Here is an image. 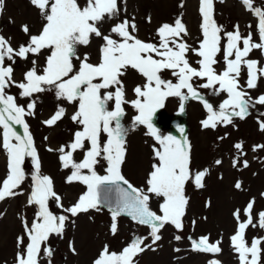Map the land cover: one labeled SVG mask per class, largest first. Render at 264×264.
<instances>
[{
  "label": "snow or ice",
  "instance_id": "snow-or-ice-1",
  "mask_svg": "<svg viewBox=\"0 0 264 264\" xmlns=\"http://www.w3.org/2000/svg\"><path fill=\"white\" fill-rule=\"evenodd\" d=\"M30 2L40 10L45 21L41 31L33 35L28 25H22L23 32L29 35V41L18 47H13L10 38L0 35V128L3 129L2 147L8 155V174L0 183V201L19 194L15 190L26 179L24 164L26 158H30L34 167V183L29 203L37 205L39 209L30 225L24 222L28 243L17 252L16 264H40L42 246L44 254L51 258L53 250L46 245L51 235L62 236L65 223L70 217L90 209L99 210L104 206L109 208L112 216L110 230L113 234L117 231V217L121 215L130 216L136 223L148 226L153 244L161 240L159 233L166 224L182 230L188 204L185 185L193 181L197 187H203L207 170L193 172L191 144L187 138L162 134L154 118L169 97L180 99V113L185 112L184 101L190 98L200 100L208 113L207 118L201 121L204 129H215L219 124H232L233 116L245 118L249 107L254 105L250 94L241 86L239 77L242 64L248 72V89L257 87L258 73L264 76V67L258 68L259 61L246 59L253 49L264 50V9L254 7V0H241L246 10L258 17L260 42L256 43L251 33L241 35L239 25L235 26L234 31L224 32L223 27L217 25L214 19V0H201L203 39L198 48H193L183 39L188 35V30L180 18L174 24L164 23L157 29L159 44L137 38L133 34L136 24L130 23L128 19L114 24L110 33L104 34L101 26L105 19L119 16L118 0H85L83 5L78 0ZM2 12L3 0H0ZM222 32L226 37L223 56L225 67L217 72L214 65L219 63L217 55L221 52ZM112 34L118 38H113ZM93 36L103 40L100 60L96 64L89 62L87 53L83 58L78 53V48L88 46ZM241 41L243 47L240 46ZM42 50H48L49 53L42 71H37L33 60V66L24 74V80L16 82L13 79L12 63L17 58L28 60L30 55H39ZM189 51L198 57L195 63L199 67L189 63ZM6 61L11 63L6 65ZM74 61H79L78 66ZM129 68L145 78L143 85L134 86L136 98L132 100L126 99L122 80ZM165 70L176 78V83L162 78L161 73ZM194 78L204 82L194 86ZM13 85L21 90V97L31 98L34 94L55 89L57 99L76 104L71 120L81 127L66 146L67 151L65 146L59 148L62 153L60 161L63 168L73 170L66 182L78 181L86 186V191L69 207L65 208L60 203L61 197L54 191L51 177L41 173L40 157L25 120L26 116L35 115L36 101L30 100L26 107L18 104L17 98L6 91ZM198 88L211 89L215 95L226 93L227 99L223 100L217 110L204 99ZM255 103L264 105V95H260ZM125 105H131L136 111L130 126L124 123ZM65 112L64 107H58L44 123L48 126L56 125ZM15 125L23 127V134L16 130ZM138 126H144L145 135L154 138L159 145L154 146L156 162L146 179V188L133 186L121 171L127 153L128 133ZM261 128L264 129V123H261ZM179 131L183 134L185 130L180 127ZM234 147L240 150L243 145L237 143ZM255 147L264 148V145ZM77 150L84 151V157L79 162L73 159V153ZM101 161L106 164L104 175L97 172V165ZM215 163L219 165L222 161L218 159ZM244 167H247V161H244ZM235 187L240 188V183ZM153 196L163 201L160 204L161 214H157L149 205ZM50 200H55L58 207L69 215H55L49 209ZM253 203L250 201L247 205V221L239 223L236 234L231 237L240 264H260L261 252L264 251L260 247L261 239H254L249 247L244 238L249 225L256 226L252 221ZM234 215L239 220V210ZM259 226L264 228V212L259 213ZM145 239L134 238L120 252L110 251L105 245L93 264H136L135 257L150 247L145 245ZM176 239L181 237L177 236ZM192 243L196 251L214 254L221 252L219 241L210 243L207 236L198 241L193 240ZM17 244L18 248L24 245L23 236L18 237ZM70 248L75 254V247L70 244ZM210 264L220 262L212 260Z\"/></svg>",
  "mask_w": 264,
  "mask_h": 264
},
{
  "label": "rangeland",
  "instance_id": "rangeland-1",
  "mask_svg": "<svg viewBox=\"0 0 264 264\" xmlns=\"http://www.w3.org/2000/svg\"><path fill=\"white\" fill-rule=\"evenodd\" d=\"M78 3L83 5L85 0H78ZM118 6L119 16L111 20L106 18L102 23L101 31L106 35L110 33L114 24L128 19L130 23L136 24V31L133 34L137 38L159 44L157 29L164 23L174 24L175 20L180 18L188 30V35L183 37L187 44L198 48L203 39L201 0H118ZM254 7L264 9V0H254ZM214 19L217 25L223 27L224 32L234 31L235 26L239 25L242 36L251 33L253 42H260L258 17L246 10L241 0H214ZM44 23L40 10L32 5L30 0H3L0 35L10 38L13 47L27 44L29 41V35L23 32L22 25H28L31 34L35 35L41 31ZM129 31H132L131 27ZM224 32L221 33V52L217 55L219 63L214 65L217 72L225 67ZM112 35L113 38H118L115 34ZM102 44L101 38L93 36L88 46L78 48V53L81 58L87 53L89 62L96 64L100 60ZM240 46L243 47L242 41ZM48 54V50H42L39 55H30L28 60L17 58L12 63L13 79L16 82L23 81L24 74L33 66V60L36 62L37 71L41 72ZM187 58L192 66L199 67L195 63L198 57L193 52L189 51ZM246 59L257 60L258 68L264 67V50L253 49ZM8 63L11 62L6 61V65ZM74 63L78 66L79 61ZM161 76L166 80L171 79L173 83L177 82L167 70L163 71ZM258 76L257 87L248 89L246 86L248 72L242 64L240 84L250 94L254 106L249 107L248 114L243 119L233 116L232 124H219L215 129H204L201 121L207 118L208 113L203 103L191 98L184 101L185 112L182 114L187 118L189 125L186 138L191 144V168L193 172L207 170V174L203 178V187H197L193 181L185 185L188 204L182 230L166 224L159 233L161 240L153 244L148 226L140 225L129 217L119 216L116 220L117 231L113 234L110 230L113 223L110 211L104 207L99 210L90 209L86 213L70 217L65 223L62 236L53 234L49 237L46 245L53 250V256L47 257L42 246L40 264H49V260L51 264H93L105 245L110 251L120 252L136 237H146L145 245H150L135 257L136 264H210L212 260H217L220 264H240L239 254L233 247L231 237L236 234L238 224L247 221L246 208L250 201H254L252 221L256 226L249 225L244 238L249 247L254 239H261L260 247L264 250V228L259 226V213L264 212V148L255 147L264 145V129L261 128V123H264V105L255 103L260 95H264V76H260L259 73ZM122 80L128 100L136 98L133 93L134 86L145 83V78L131 68ZM203 82L196 78L193 80L194 86ZM197 90L217 110L223 100L227 99V94L223 92L215 95L211 89ZM6 91L17 98L18 104L25 107L30 100L36 101L35 115L26 116L25 120L40 157L41 173L51 177L54 191L61 197L60 203L65 208L71 206L86 191V186L78 181L66 182L73 170L62 167L60 161L62 153L59 152V148L65 146L67 151L66 146L73 140L74 133L80 130L81 126L71 120L76 104L57 99L55 89L34 94L31 98L21 97V90L15 85ZM180 103L179 98L169 97L164 107L159 109L163 118L180 113ZM60 106L66 110L62 120L54 126L46 125L44 121ZM125 110L124 123L130 126L136 111L131 105H125ZM154 123L162 134L174 135L165 127L164 122ZM2 132L3 129L0 128V183L8 174V155L2 147ZM18 132L23 134V129ZM145 132L144 126H138L128 133L127 153L121 166L122 174L137 188H146V179L156 162L154 146L159 147L154 138L145 135ZM237 143H241L243 148L236 149L234 145ZM83 157V150L73 153V159L77 162ZM218 159L222 161L219 165L215 163ZM244 161H247V167H244ZM105 168V162L101 161L97 165V172L104 175ZM24 169L26 179L20 188L15 190L19 194L0 201V264H16L17 252L28 243L24 222L30 225L39 210L37 205L29 203L34 183L32 180L34 167L30 158H26ZM238 182L240 188L235 187ZM162 202L161 198L153 196L149 205L153 211L161 214ZM49 209L55 215H69L58 207L55 200L49 201ZM237 210L240 212L239 220L234 215ZM21 236L24 237V245L18 248L17 239ZM177 236L181 239L177 240ZM205 236L209 238L210 243L219 241L220 253L194 250L192 241H198ZM70 244L75 247V254L71 251ZM71 253L74 257L70 255ZM260 264H264V251L261 252Z\"/></svg>",
  "mask_w": 264,
  "mask_h": 264
},
{
  "label": "water",
  "instance_id": "water-1",
  "mask_svg": "<svg viewBox=\"0 0 264 264\" xmlns=\"http://www.w3.org/2000/svg\"><path fill=\"white\" fill-rule=\"evenodd\" d=\"M173 120H174V118L170 119V122L172 123ZM174 123H175V127H174L175 132L179 135V137L181 139H184L185 138V133H186V130H187L186 121L184 119H179L178 121H174ZM180 127H183L184 130H185L183 134H181L180 131H179ZM105 207H107V206H105Z\"/></svg>",
  "mask_w": 264,
  "mask_h": 264
},
{
  "label": "bare ground",
  "instance_id": "bare-ground-1",
  "mask_svg": "<svg viewBox=\"0 0 264 264\" xmlns=\"http://www.w3.org/2000/svg\"><path fill=\"white\" fill-rule=\"evenodd\" d=\"M70 255H71L72 257H74V255H73L72 253H71Z\"/></svg>",
  "mask_w": 264,
  "mask_h": 264
}]
</instances>
